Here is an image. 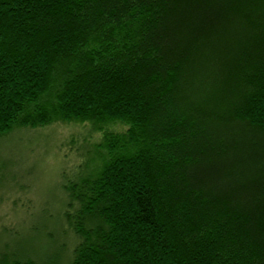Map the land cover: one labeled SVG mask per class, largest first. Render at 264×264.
<instances>
[{
	"label": "trees",
	"instance_id": "1",
	"mask_svg": "<svg viewBox=\"0 0 264 264\" xmlns=\"http://www.w3.org/2000/svg\"><path fill=\"white\" fill-rule=\"evenodd\" d=\"M55 124L61 235L0 264H264V0H0V138Z\"/></svg>",
	"mask_w": 264,
	"mask_h": 264
},
{
	"label": "rangeland",
	"instance_id": "2",
	"mask_svg": "<svg viewBox=\"0 0 264 264\" xmlns=\"http://www.w3.org/2000/svg\"><path fill=\"white\" fill-rule=\"evenodd\" d=\"M86 127L55 124L0 138V252L8 244L29 253L35 249L41 256L51 246L46 241L32 242L29 232L61 235L58 219L64 209V172L72 175L78 162L70 140L78 134L88 135ZM93 136V140L99 137ZM4 227L14 228L16 236L7 234Z\"/></svg>",
	"mask_w": 264,
	"mask_h": 264
}]
</instances>
